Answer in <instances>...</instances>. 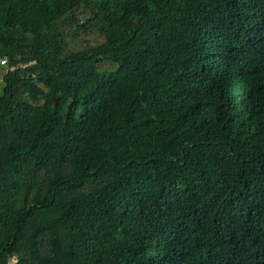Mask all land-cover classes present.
<instances>
[{"label": "trees", "instance_id": "obj_1", "mask_svg": "<svg viewBox=\"0 0 264 264\" xmlns=\"http://www.w3.org/2000/svg\"><path fill=\"white\" fill-rule=\"evenodd\" d=\"M3 58L0 264H264V0H0Z\"/></svg>", "mask_w": 264, "mask_h": 264}, {"label": "built area", "instance_id": "obj_2", "mask_svg": "<svg viewBox=\"0 0 264 264\" xmlns=\"http://www.w3.org/2000/svg\"><path fill=\"white\" fill-rule=\"evenodd\" d=\"M31 64L32 63H30L29 65H31ZM0 66L3 67V68H5V71L7 73V72H13L17 68H19V67L20 68H24V67H26L28 65L21 64L19 66H9V60H8V58H3V59H0ZM14 262H16V259H14L12 263H14Z\"/></svg>", "mask_w": 264, "mask_h": 264}, {"label": "rangeland", "instance_id": "obj_3", "mask_svg": "<svg viewBox=\"0 0 264 264\" xmlns=\"http://www.w3.org/2000/svg\"><path fill=\"white\" fill-rule=\"evenodd\" d=\"M4 76H5V72L0 68V94L2 93L4 86V82H3Z\"/></svg>", "mask_w": 264, "mask_h": 264}]
</instances>
